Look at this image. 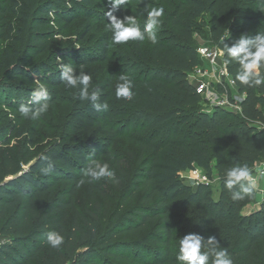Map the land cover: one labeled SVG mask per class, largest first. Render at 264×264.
Returning a JSON list of instances; mask_svg holds the SVG:
<instances>
[{
	"label": "trees",
	"instance_id": "trees-1",
	"mask_svg": "<svg viewBox=\"0 0 264 264\" xmlns=\"http://www.w3.org/2000/svg\"><path fill=\"white\" fill-rule=\"evenodd\" d=\"M132 1L130 8L143 22L141 0ZM150 3L165 8L158 44L134 42L127 55H108L106 36L99 53L71 44L55 46L63 60L53 63L55 59L35 60L51 47L52 22L68 27L83 17L90 23L83 39L91 26L107 19L108 0H0V108H17L30 97L32 90L19 82L60 87V65L73 58L76 64L92 65L98 56H106L118 65L105 84L97 85L109 108L97 112L78 99L76 125L94 136L92 129L104 120L112 131L118 125V132L138 147L135 159L131 152L129 158L114 157L119 183L89 184L106 220L93 208L89 215L79 212L75 185L90 156H111L112 140L77 141L45 153L55 166L46 176L40 171V155L30 160L28 153H16L8 146L10 134L0 128V135L7 136L0 140V264H176L178 241L188 233L216 236L235 264H264V201L245 213L256 204L257 192L251 199L233 200L223 181V170L236 163L254 168L264 161V89L235 82L244 95L241 110L208 112L189 78L203 64L195 43L198 21L209 16V39L215 46L217 32L227 33L226 43L231 44L244 32L264 30V0ZM122 10L114 14L122 17ZM226 67L234 79L235 66ZM121 72L137 83L130 101L115 97ZM213 163L220 178L219 198L210 184L193 188L181 177L196 166L210 173ZM64 183L68 187L58 189ZM117 194L121 197L113 208ZM49 231L64 234L60 249L47 244Z\"/></svg>",
	"mask_w": 264,
	"mask_h": 264
},
{
	"label": "clouds",
	"instance_id": "clouds-1",
	"mask_svg": "<svg viewBox=\"0 0 264 264\" xmlns=\"http://www.w3.org/2000/svg\"><path fill=\"white\" fill-rule=\"evenodd\" d=\"M141 3L144 8L142 15H145L143 22L134 14L124 15L122 18L114 14L116 10L128 9L130 0H108L110 8L105 15L108 19L107 28L110 32L111 45L127 44L129 41L140 43L148 41L153 45L159 43L158 32L162 28L165 8L151 5L150 0H141ZM227 38V33L217 32L215 35L220 49L219 54L225 57L224 65L235 66L233 82H238L242 88L264 89V30L258 29L255 35L244 32L233 39L231 44L226 43ZM198 51L203 53L205 50L201 48ZM212 63L215 64V58ZM222 74L227 75V71L224 70ZM60 80L66 87L78 89L76 98L81 102L90 103L95 111L108 110V103L101 100L102 89L98 86L92 87L91 72L77 71V67L71 63L62 64ZM136 88L134 78L121 72L115 87V97L117 100L130 101L135 95ZM55 103L49 86L38 82L30 97L20 103L17 111L23 119L39 121ZM29 149L31 150V145ZM39 159L44 162L40 169L41 173L51 175L55 170L51 159L45 154H41ZM99 181L119 183L117 173L109 163L90 156L75 187L78 189L85 183L93 184ZM223 181L224 187L232 194V199L237 201L253 198L258 188L257 178L247 163H236L224 169ZM46 240L53 249H60L65 244V236L59 231H49ZM175 260L176 264H235L228 247L222 246L216 236L205 237L199 233H188L180 237Z\"/></svg>",
	"mask_w": 264,
	"mask_h": 264
},
{
	"label": "rangeland",
	"instance_id": "rangeland-1",
	"mask_svg": "<svg viewBox=\"0 0 264 264\" xmlns=\"http://www.w3.org/2000/svg\"><path fill=\"white\" fill-rule=\"evenodd\" d=\"M134 2L130 0V6H132ZM123 9L120 14L124 15H136L132 9ZM143 10V5H138ZM108 10V9H106ZM10 19L15 22H19L18 18L14 14L8 15ZM122 16V17H123ZM137 16V15H136ZM121 17V18H122ZM139 19V17L137 16ZM90 24L89 21L84 19L83 17H79L74 19L70 26H61L59 24H55L52 22V30L54 32V37L51 41L50 49L38 56L35 60H50L60 62L61 57H58V53L54 51V47L58 45H74L76 48L84 47L86 49L93 48L96 53H99L101 50V45H103L104 41L107 39L106 36H110V32L108 31L107 24L108 19L98 25H93L92 30L87 32L86 37L80 39L81 34L84 32L86 25ZM199 27L201 28L199 33H196L195 43L199 49L203 48L205 51H208L211 48L216 47L211 40L209 39V30H210V18L208 15H205L202 19L198 21ZM134 42L129 41L127 44L121 45H111L110 41V49L108 51V55H127L131 52L132 45ZM8 44V42L4 43V45ZM99 59L92 65H79L76 64L75 58L70 59L67 64L71 63L77 67V71H87L91 72L93 76V84L92 87L97 86L98 84H105L110 77V70L114 66H118L115 63H111V61L106 56H98ZM207 63V61H205ZM205 62L200 66L202 69H205ZM195 68L192 71L193 76L198 75L195 71ZM211 79H215V76H210ZM193 79L191 81H195ZM23 89L25 90H34L38 81L35 82H19ZM49 86L50 91L53 94V97L59 98L56 100V103L53 107L50 108L49 112L46 113L39 121H31L28 119L21 118L19 112L17 111L18 107H2L0 108V116L4 118L3 123L0 124V128H3L4 132H8L10 134L8 146L13 149L16 153H20L21 155L29 154V159L34 160L41 154L49 153L54 150L60 149L63 146H66L69 143L75 142H88L89 139L105 141L112 140L109 145V149L111 150V156H101L103 162H107L111 167H115L114 157H125L129 158L130 152L132 153L133 159L138 155V147L134 142L127 140L120 132H118L119 126H115V131L110 130V126H105L104 120L98 121L95 127L92 130H96V135H90L91 130H87L85 127H80L76 125V115L79 113L77 107L76 93L78 89L68 88L65 85L60 87ZM213 94H208L213 97L203 96V100L201 102V108L205 111L212 112L214 109L223 108L225 110H230L232 112L237 113L235 104H239L242 100V94L238 92L237 88L233 85H229V94H224L222 90L219 89L216 83L212 84ZM220 97H224L228 100V104H232L230 109L228 107H221L218 104ZM2 130V129H1ZM7 136L0 135V140L6 138ZM14 142V143H13ZM29 145H31V150L29 149ZM115 157V158H116ZM215 163L212 164V171L208 173L202 167L196 166L193 169L185 170L181 173V177L184 182L193 186L195 188L198 183H208L213 186L214 197L219 198L220 195V178L218 172L216 170ZM264 165L260 162L258 163L253 170V175L257 178V196H256V204L252 206H248L244 209V212L251 211L252 208H256L261 202L264 201V175H260L262 173V169ZM69 183H64L59 185L58 189L64 190L67 188ZM121 194H117L116 199L113 202V208L118 204V200L121 197ZM76 203L79 212L82 214L89 215V208H93L95 211L102 216V219H108V216L102 215V210L98 209L95 205V198L92 196V192L89 188V184L85 183L82 185L75 194ZM109 220V219H108Z\"/></svg>",
	"mask_w": 264,
	"mask_h": 264
},
{
	"label": "built area",
	"instance_id": "built-area-1",
	"mask_svg": "<svg viewBox=\"0 0 264 264\" xmlns=\"http://www.w3.org/2000/svg\"><path fill=\"white\" fill-rule=\"evenodd\" d=\"M219 51H220L219 46L211 48L208 51H204L203 53L198 51L201 59L204 62L207 61V63L205 62L206 64L205 69H202L201 67H197V70L195 71L197 72L196 74H199L200 76L198 75L193 76L192 72L189 74L190 80L193 79L197 80V81L195 80L196 87L197 89H199V91L197 92L202 96V98L205 95H207L206 97L208 98L213 97L208 95V94H213V90H212L213 83H216L219 89L222 90L225 95L229 94L228 93L229 85H233L235 87V83L233 82L234 79L229 73L227 67L224 65L223 63L224 57L220 56ZM213 58H215V64L212 63ZM224 70L227 71V75L222 74ZM210 76H215L216 80L218 81H215V79L209 80L211 78ZM227 99H225L224 97H220L218 101L219 106L226 108L228 107V109H230L231 106L233 105L228 104ZM234 107L236 108L237 112L241 110L240 104H235ZM261 163L264 165V161H262ZM262 173H264V168L262 169Z\"/></svg>",
	"mask_w": 264,
	"mask_h": 264
}]
</instances>
